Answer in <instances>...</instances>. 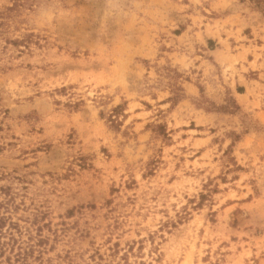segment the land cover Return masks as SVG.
I'll list each match as a JSON object with an SVG mask.
<instances>
[{"label":"rangeland","instance_id":"obj_1","mask_svg":"<svg viewBox=\"0 0 264 264\" xmlns=\"http://www.w3.org/2000/svg\"><path fill=\"white\" fill-rule=\"evenodd\" d=\"M0 264H264V0H0Z\"/></svg>","mask_w":264,"mask_h":264},{"label":"trees","instance_id":"obj_2","mask_svg":"<svg viewBox=\"0 0 264 264\" xmlns=\"http://www.w3.org/2000/svg\"><path fill=\"white\" fill-rule=\"evenodd\" d=\"M212 43V41H210ZM120 107V105L118 106V108Z\"/></svg>","mask_w":264,"mask_h":264}]
</instances>
